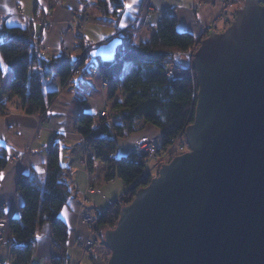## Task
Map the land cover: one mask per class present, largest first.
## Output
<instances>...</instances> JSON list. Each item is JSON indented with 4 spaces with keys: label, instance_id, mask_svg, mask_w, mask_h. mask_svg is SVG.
I'll return each instance as SVG.
<instances>
[{
    "label": "water",
    "instance_id": "water-1",
    "mask_svg": "<svg viewBox=\"0 0 264 264\" xmlns=\"http://www.w3.org/2000/svg\"><path fill=\"white\" fill-rule=\"evenodd\" d=\"M188 57L189 150L122 207L107 264H264V0H245Z\"/></svg>",
    "mask_w": 264,
    "mask_h": 264
},
{
    "label": "trees",
    "instance_id": "trees-1",
    "mask_svg": "<svg viewBox=\"0 0 264 264\" xmlns=\"http://www.w3.org/2000/svg\"><path fill=\"white\" fill-rule=\"evenodd\" d=\"M98 5L104 16L116 20L125 11V0H100ZM200 42L192 33L180 31L176 17L169 14L150 40L136 44L131 34L122 36L115 58L99 62L100 75L111 80L108 102L111 108L107 105L102 110L106 115L102 116V111L95 116L80 110L76 129L86 149L94 151L95 159L106 166V181L120 178L125 186L124 193L98 216L94 227L102 232L104 244V233L115 227L122 207L151 181L143 155L134 151L114 157L117 140L143 130L146 125L160 130V150L184 138L186 127L194 121L198 92L196 73L188 56ZM0 52L12 70L10 97L20 100L24 112L43 120L47 119L48 105L56 95L45 92L46 79L56 74L63 84L68 83L74 66L81 65L86 57L77 60L68 53L50 59L44 57L40 52V37L35 36L31 26L3 27ZM126 62L132 66L124 75ZM171 68L178 72L173 78L166 75ZM2 76L0 63V79ZM7 162V150L0 145V170ZM93 168L90 159L88 169L93 172ZM65 172L59 161L58 145L54 143L43 177L34 170L19 176L18 189L24 196V204L21 215L8 221L12 233L10 254L16 264H33L36 238L45 223L52 225L57 248L49 264H70L69 226L60 216L72 193L70 183L63 179Z\"/></svg>",
    "mask_w": 264,
    "mask_h": 264
},
{
    "label": "crops",
    "instance_id": "crops-1",
    "mask_svg": "<svg viewBox=\"0 0 264 264\" xmlns=\"http://www.w3.org/2000/svg\"><path fill=\"white\" fill-rule=\"evenodd\" d=\"M99 1L0 0V30L5 26H31L35 36L40 37V52L46 58L68 53L74 59L81 60L82 38L96 43L91 55L86 56L80 65V75L72 76L66 84L56 74L46 79L45 92H55L56 95L48 105L47 119L44 120L18 108L20 100L10 97L12 70L4 63L0 52L3 67L0 106L14 103L18 108L0 115V145L5 147L8 156V162L0 170V221H9L21 215L24 196L18 189L19 176L34 170L43 177L50 148L57 143L60 164L66 168L63 179L70 183L72 191L60 213L69 226L70 264H99L106 257L109 249L103 243L102 232L89 231L84 225L82 213L98 217L124 193L114 194L110 186L113 180L105 179L106 166L95 159L94 151L86 149L76 129L80 110L98 116L110 101L109 89L101 87L100 76L94 74L93 70L99 67L100 61L115 58L120 37L131 34L136 44L150 40L165 12L176 17L180 31L199 37L202 27L210 23L222 7L219 2L197 7L198 0H136V3L125 0V5L131 3L132 7H125L121 18L116 20L102 14ZM144 133L154 135L156 139L161 136L159 129L146 125L141 131L119 138L114 157L134 152L136 141ZM85 157L93 160V172L89 171L88 164L82 162ZM89 185L99 188L100 192L87 193ZM82 195H86V203L82 202ZM11 237L12 233L8 235L7 242L0 246V264L17 262L10 254ZM87 240L96 241L93 255L87 254L79 246L80 242ZM56 252L52 225L45 223L36 238L33 264H49Z\"/></svg>",
    "mask_w": 264,
    "mask_h": 264
},
{
    "label": "built area",
    "instance_id": "built-area-1",
    "mask_svg": "<svg viewBox=\"0 0 264 264\" xmlns=\"http://www.w3.org/2000/svg\"><path fill=\"white\" fill-rule=\"evenodd\" d=\"M214 2H219L222 7L220 11L216 14L215 18L203 29L202 35L208 36L212 33L219 32V23L221 20H224V23L231 25L236 18L238 9L242 7L243 5L241 6V4L244 3L243 0H198L197 7L201 6L202 4L214 3ZM169 14L170 13L165 12L163 16L165 17ZM88 18L86 17V19ZM81 41L83 45V56L91 55V53L93 52L96 46V43L93 40L85 39V38H82ZM93 73L100 76L102 88L109 89L111 87V80L107 77L100 75L98 68L94 69ZM177 73L178 72L172 68L166 71V75L169 78H173ZM80 74H81V67L79 64H76L74 68L72 69V76L80 75ZM0 82H1V79H0ZM110 108H111V105L108 107V109ZM1 111L3 110L0 107V114H2ZM102 115H106L105 110L101 112V116ZM135 152L139 153L140 155H143L145 158L146 164L149 163L151 165L150 168H146V173L149 175V173L153 169V165L161 157V151L158 147L156 137L149 133L142 134L136 141ZM87 161L88 159L87 157H85L82 162L87 165ZM94 192H100V189L96 187L94 188L90 185L87 188V193H94ZM75 193L78 194V191H76ZM87 201L88 199L86 195H83L82 202L86 203ZM82 219L87 229L89 231H92L95 225L97 224L98 217L92 216L88 213L83 212ZM10 233H11V228H10L9 222L5 220L0 221V246L3 245L5 242H7L8 235ZM94 243L95 241L87 240L85 242H80L79 246H81L87 252H89V255H93L95 254V251H96V249H94V246H93ZM109 253H110V249H109Z\"/></svg>",
    "mask_w": 264,
    "mask_h": 264
},
{
    "label": "rangeland",
    "instance_id": "rangeland-1",
    "mask_svg": "<svg viewBox=\"0 0 264 264\" xmlns=\"http://www.w3.org/2000/svg\"><path fill=\"white\" fill-rule=\"evenodd\" d=\"M243 2L244 3H242L241 4V6L243 5L244 6V4H245V0H243ZM203 5V4H202ZM242 6V7H243ZM200 7V6H199ZM242 7H240V8H242ZM239 8V9H240ZM87 18H88V16H87ZM215 18V17H214ZM213 18V19H214ZM212 19V20H213ZM211 20V21H212ZM210 21V22H211ZM209 24V23H208ZM208 24H206V25H204L203 27H202V29H201V32H200V35H199V37H196L197 39H200L201 41L203 40V39H205V38H207L208 36H210V35H208V36H206V35H202V32H203V29L208 25ZM230 25H228V24H226V23H224V20H221L220 21V23H219V32H216V33H220V32H223L225 29H227L228 27H229ZM200 44H201V42H200ZM200 44H199V46H200ZM198 46V47H199ZM198 47L196 48V50L198 49ZM195 50V51H196ZM194 51V52H195ZM193 52V53H194ZM131 63L130 62H126L125 63V66H124V75H126L127 74V72L129 71V69L131 68ZM102 87V86H101ZM21 106V105H20ZM18 107V108H20V109H22L21 107ZM108 106H109V104H108ZM1 108H2V110L3 111H1V113L2 114H4V113H10V112H12V111H15V109H17L18 110V108H16L17 107V105L16 104H14V103H11V104H4L3 106H0ZM7 110V111H6ZM2 114H0V115H2ZM157 144H160V139H157ZM182 145H183V147H182ZM189 150V147H188V145H187V143H186V139H185V136H184V138L182 137V139H179L178 141H176L173 145H171V146H169L168 148H166V149H163V150H160L161 151V157L159 158V160L158 161H156V163L153 165V163H152V165H153V169H152V171L149 173V176L151 177V179L153 178V177H155V176H157L158 175V173H159V170H160V168H161V166L163 165V164H165V163H168V162H170L175 156H177V155H179V154H182V153H184V152H186V151H188ZM87 164H88V161H87ZM150 164L149 163H147L146 164V168H150ZM90 186V185H89ZM111 186V190L114 192V194H121V192H123L124 190H125V186H124V183H123V181L120 179V178H117V179H114L113 180V182H112V184L110 185ZM95 188V187H94ZM97 188V187H96ZM104 190V193H105V190H106V188H104L103 189ZM83 196V195H82ZM92 216H94V215H92ZM96 226V225H95ZM94 249H96V241H95V243H94ZM93 249V250H94ZM87 252V251H86ZM96 252V251H95ZM87 254H89V252H87ZM109 257H110V253H108L107 255H106V257L104 258V259H102V261L99 263V264H107V262H108V260L106 261V259L108 258L109 259Z\"/></svg>",
    "mask_w": 264,
    "mask_h": 264
},
{
    "label": "snow or ice",
    "instance_id": "snow-or-ice-1",
    "mask_svg": "<svg viewBox=\"0 0 264 264\" xmlns=\"http://www.w3.org/2000/svg\"><path fill=\"white\" fill-rule=\"evenodd\" d=\"M132 3H136V0H132ZM6 8H7V4L4 5ZM125 7L127 8H131L132 7V4H126Z\"/></svg>",
    "mask_w": 264,
    "mask_h": 264
}]
</instances>
